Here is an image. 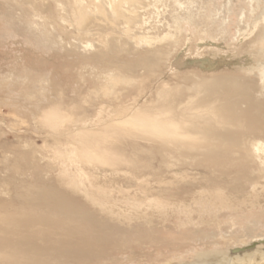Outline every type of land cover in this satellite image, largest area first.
I'll return each mask as SVG.
<instances>
[{"label": "rangeland", "instance_id": "rangeland-1", "mask_svg": "<svg viewBox=\"0 0 264 264\" xmlns=\"http://www.w3.org/2000/svg\"><path fill=\"white\" fill-rule=\"evenodd\" d=\"M263 9L0 0V264H216L263 247L264 78L245 35ZM193 119L214 131L188 134Z\"/></svg>", "mask_w": 264, "mask_h": 264}, {"label": "bare ground", "instance_id": "bare-ground-1", "mask_svg": "<svg viewBox=\"0 0 264 264\" xmlns=\"http://www.w3.org/2000/svg\"><path fill=\"white\" fill-rule=\"evenodd\" d=\"M258 16V15H257ZM85 19V17L83 18ZM127 22L129 21V18L126 20ZM126 22V23H127ZM131 22V21H130ZM255 28L250 29V31L247 33L246 29L248 28V26H245V35H247V37H249L251 40L256 41L259 44V48H256L255 50H253L250 54H249V61H251L252 63H255L256 65H258V69L261 70V72L263 73V78H264V66H262V64L264 63V9L261 13L260 18L258 19V21H256L255 23ZM181 27V26H180ZM244 31V30H243ZM167 36V35H166ZM169 36V35H168ZM242 53V52H241ZM245 71L247 72V70L252 69L251 67H249L248 65L246 66ZM211 102H207L204 105H201V103H198L197 106L198 107H206L208 105H210ZM222 108V107H221ZM207 109H205L206 111ZM211 110V109H210ZM222 110H224L222 108ZM223 113H225L224 111H222ZM181 113V112H180ZM186 113V112H185ZM191 113V112H190ZM182 114V113H181ZM193 114V113H192ZM197 114V113H195ZM163 115V114H162ZM199 115V114H198ZM217 115V114H216ZM226 115L223 114L222 118L227 119L225 117ZM183 117V116H182ZM208 117V116H207ZM220 117V116H219ZM168 118V117H167ZM170 118V117H169ZM176 118V117H175ZM178 118V117H177ZM186 118V116H185ZM190 118V117H189ZM221 118V119H222ZM166 119V118H165ZM205 119V118H204ZM203 119V120H204ZM222 119V121L224 120ZM163 120V119H162ZM169 120V119H168ZM197 120V119H196ZM195 119L190 120L192 123H194L193 127H191L190 129L187 128L186 132L191 133L193 135H198V134H208L211 131L214 130H210L208 131V129L210 128V126H208L210 124L209 121H205V123L202 125L204 126L205 124L209 127H206L208 129H205L207 131L203 132L204 129H201L199 122L196 121ZM209 120V119H208ZM201 122V121H200ZM213 122V121H212ZM216 122V121H215ZM139 123V122H138ZM154 123V122H153ZM160 124V123H159ZM177 124V123H176ZM197 124V125H196ZM177 126V125H176ZM160 127V126H159ZM163 127V126H162ZM171 127V126H170ZM162 129V128H161ZM174 129V128H173ZM172 131V130H171ZM174 132V131H173ZM175 133V132H174ZM186 134V135H188ZM195 138V137H194ZM177 139V138H176ZM185 139V138H184ZM179 141V140H177ZM258 150H261L264 152V146L262 145V143H258ZM227 242V241H226ZM262 244V243H261ZM264 244V243H263ZM256 245V244H255ZM259 247V246H258ZM255 247L252 250H248L244 253H235L234 251L231 253V256L225 260H218V262H216V264H264V245L263 247ZM220 262V263H219Z\"/></svg>", "mask_w": 264, "mask_h": 264}]
</instances>
